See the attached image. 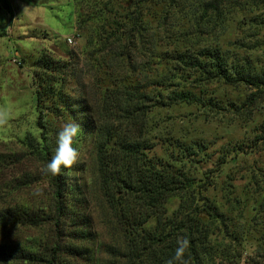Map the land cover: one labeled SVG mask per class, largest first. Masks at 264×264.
<instances>
[{"label": "trees", "instance_id": "1", "mask_svg": "<svg viewBox=\"0 0 264 264\" xmlns=\"http://www.w3.org/2000/svg\"><path fill=\"white\" fill-rule=\"evenodd\" d=\"M180 1L72 0L77 30L84 35L82 56L66 51L65 59L42 54L33 62L37 126L45 130V117L66 116L80 124L81 140L88 137L91 141L94 161L107 170L96 187L112 213L115 237L107 250L115 260L166 264L174 255L177 237L186 235L190 240L185 254L188 264L241 263L239 250L246 238L236 229L229 232L225 213L204 195L241 149L222 150L212 162L205 142L188 135L174 137L158 114L178 107L203 112L229 107L234 111V105L217 101L209 91L214 83L254 90L247 97L251 105L264 91V71L239 66L218 48H199L187 54L179 49L182 41L178 37L163 44L165 38L157 31L174 15L172 11L179 10ZM203 1L200 12L186 21L196 35L207 34L213 21L223 20L225 9L256 12L264 24V0ZM137 55L143 59L140 67L144 72L150 66L151 76L141 72L132 80L139 65ZM161 65L166 71L159 70ZM86 87L99 109L90 107ZM46 134L40 133L39 139L25 138L26 147L43 166L53 155L43 142ZM259 135L264 142V127ZM205 157L214 170L210 176L197 177L198 169L192 163H202ZM69 174L68 169L55 177L42 174L51 190L47 206L0 209V264H66L60 259L63 254L74 259L86 255L82 244L95 237L87 231L90 221L76 208L86 203L84 192ZM173 198H178V205L169 211L167 205ZM18 226L51 227L53 235L45 237L38 247L41 251L34 250L9 241L12 229ZM64 231L69 237H57Z\"/></svg>", "mask_w": 264, "mask_h": 264}, {"label": "rangeland", "instance_id": "2", "mask_svg": "<svg viewBox=\"0 0 264 264\" xmlns=\"http://www.w3.org/2000/svg\"><path fill=\"white\" fill-rule=\"evenodd\" d=\"M203 2L180 1L179 10L172 11L174 15L157 31L159 37L165 38L163 44L178 37L182 41L181 48H178L187 54L199 48H218L239 66H249L256 72L264 71V24L258 13L225 9L223 20L217 24L213 21L207 34L196 35L193 25L190 28L186 21L196 11L200 12ZM156 13L160 14L157 8ZM76 22L72 0H0V109L9 113L7 123L0 126V209L11 206L41 209L50 202L51 190L40 171L44 166L41 159L33 156L31 149L26 147L25 138L33 136L39 139V134L46 132L43 142L54 155L58 132L65 123L73 121L66 116H50L44 118L45 130L37 126L32 65L42 54L59 60L66 58V51L82 56L84 35L77 30ZM72 36L75 37L74 44L68 45L66 39ZM160 51L163 47L156 52L157 55L161 54ZM146 59L144 61L148 62ZM135 60L139 65L132 80H136L137 73L144 72L140 67L141 56L137 55ZM159 70L166 71V68L161 65ZM144 73L151 76L150 66ZM86 91L90 94L87 98L91 101L90 107L99 109L97 103L94 106L92 102L94 95L90 87H86ZM209 91H213L217 101L234 105V111L229 107L204 112L195 107H178L161 111L158 115L174 137L188 135L205 142L212 162L222 150L234 146L241 149L242 152L235 156V162L223 167L218 179L207 187L204 195L225 213L231 225L229 232L236 229L246 238L239 250L243 260L235 264H264V142L259 135L264 127V91L251 105H248L247 97L255 91L245 86L214 83L209 86ZM80 136L81 133L73 146L79 150L81 162L68 171L72 183L80 187L86 197L82 208H76L90 221L87 231L95 239L82 244L86 255L74 259L63 254L60 259L66 264H124L115 260L107 250V245L115 237L113 217L96 187L107 170L94 161L89 138L81 140ZM159 154L164 153L159 151ZM211 161L205 157L202 163H192L194 170L198 169L197 177L212 175L214 166ZM36 189H41L43 194L34 196ZM177 205L178 198H173L167 209L173 210ZM51 230L46 226H18L12 229L8 239L41 251L38 247L45 237L53 235ZM59 234L57 237H69L68 231ZM0 240L3 242L1 234Z\"/></svg>", "mask_w": 264, "mask_h": 264}, {"label": "clouds", "instance_id": "3", "mask_svg": "<svg viewBox=\"0 0 264 264\" xmlns=\"http://www.w3.org/2000/svg\"><path fill=\"white\" fill-rule=\"evenodd\" d=\"M8 118L9 113L0 109V126L6 124ZM80 132L81 126L76 122H68L62 126L57 135L55 153L51 160L40 169L42 174L55 177L60 175L63 169H71L81 162L80 152L73 146ZM42 194L41 189H36L33 192L34 196H41ZM176 245L174 255L166 261V264H188V261L185 259V254L190 248L189 238L186 235L178 236Z\"/></svg>", "mask_w": 264, "mask_h": 264}, {"label": "built area", "instance_id": "4", "mask_svg": "<svg viewBox=\"0 0 264 264\" xmlns=\"http://www.w3.org/2000/svg\"><path fill=\"white\" fill-rule=\"evenodd\" d=\"M74 39H75V37L74 36H72V37H70V38H67L66 39V42H67V44L68 45H73L74 44ZM71 41V42H70ZM17 65H19L20 66V63L19 62H15Z\"/></svg>", "mask_w": 264, "mask_h": 264}]
</instances>
